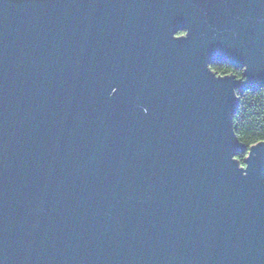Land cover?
<instances>
[{"label":"water","instance_id":"1","mask_svg":"<svg viewBox=\"0 0 264 264\" xmlns=\"http://www.w3.org/2000/svg\"><path fill=\"white\" fill-rule=\"evenodd\" d=\"M253 85L264 0H0V264H264Z\"/></svg>","mask_w":264,"mask_h":264},{"label":"trees","instance_id":"2","mask_svg":"<svg viewBox=\"0 0 264 264\" xmlns=\"http://www.w3.org/2000/svg\"><path fill=\"white\" fill-rule=\"evenodd\" d=\"M217 74H231L243 77V68L227 63L211 65ZM240 99L233 118V126L238 140L245 146L235 158L244 165V159L251 147L264 140V87L253 85L242 92L236 90Z\"/></svg>","mask_w":264,"mask_h":264},{"label":"flooded vegetation","instance_id":"3","mask_svg":"<svg viewBox=\"0 0 264 264\" xmlns=\"http://www.w3.org/2000/svg\"><path fill=\"white\" fill-rule=\"evenodd\" d=\"M176 35L177 36H185V35H187V30H181V31L177 32ZM217 63H221V62H210L209 66L211 67V65H215Z\"/></svg>","mask_w":264,"mask_h":264}]
</instances>
